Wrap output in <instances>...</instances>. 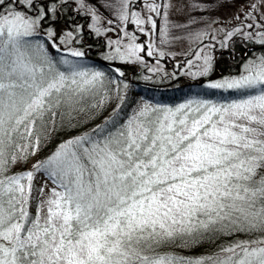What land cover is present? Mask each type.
<instances>
[{
    "label": "snow or ice",
    "instance_id": "snow-or-ice-1",
    "mask_svg": "<svg viewBox=\"0 0 264 264\" xmlns=\"http://www.w3.org/2000/svg\"><path fill=\"white\" fill-rule=\"evenodd\" d=\"M117 3L121 22L131 18L140 32L145 24L156 29L152 15L129 11L130 0ZM37 4V14L29 15ZM146 7L163 15L160 34L167 37L170 5L148 0ZM56 9V0L51 7L48 0H0V264H264V55L249 60L239 76L206 85L235 91L237 99L142 102L126 113L118 84L68 58L83 57L82 51L66 49L57 60L32 39ZM93 19L99 23L94 12ZM254 27L262 31H244ZM236 33L264 45V24L242 23L225 39ZM45 35L60 53L55 31ZM124 35L123 48L110 42L116 45L111 58L142 62L145 46ZM190 35L199 40L207 33ZM153 48L148 45V56ZM194 56L202 63L189 60L197 71L188 74L207 76L213 58L203 48ZM113 99L116 106L101 123L63 140L31 168L13 171L39 153L42 131L58 119L61 125L74 114L95 119ZM237 234L250 238L209 255L157 251Z\"/></svg>",
    "mask_w": 264,
    "mask_h": 264
},
{
    "label": "rangeland",
    "instance_id": "rangeland-1",
    "mask_svg": "<svg viewBox=\"0 0 264 264\" xmlns=\"http://www.w3.org/2000/svg\"><path fill=\"white\" fill-rule=\"evenodd\" d=\"M147 2L148 0H130L129 11L141 13L142 18L152 15L156 20V29H152L150 24H145L142 25L145 28V32H140V26L132 23L131 18L127 22H121L117 15V8L119 7L117 0H83V4L82 0H56L57 9L60 10L62 6L69 7V21L66 24L59 20L50 23L44 19L39 25L35 36L44 35L46 37L45 34L50 29L54 30L56 35L52 40L60 45L62 51L74 49L84 53L87 46L83 45V43L81 44L83 40L81 34L84 33L85 37L88 34H92L97 38L100 37L104 42L106 49L104 52L106 53L101 56L102 60L116 64L130 62L142 65L143 62L137 61L135 58L125 61L119 58H111L114 55L116 45L110 42L119 40L120 46L123 48L129 42L128 37L124 35L127 32L136 36V43L145 46V51L141 53L144 59L148 57L154 58L156 62L165 63V67H168L173 62L177 64L179 60L182 61L184 56L190 55L193 50L197 52L200 48H203L205 53L211 57L219 53H225L229 57H234V54H231V52L220 51V48H224L222 45L225 44L223 43L228 40L225 39L226 33L234 31L237 27H241L242 23L245 25L248 23L264 24V19H262L264 17V0H197L199 7L196 8L192 7V0H156L157 3H167L170 5L167 9V20L170 25L169 35L162 37L160 29L164 26L165 18L163 15L156 16L150 13L146 7ZM110 4L115 5V7H109L108 5ZM253 4L256 5L255 9L252 8ZM39 6L37 4L29 12V15L35 16L37 14L36 8H39ZM93 12L100 18L99 23L93 19ZM53 14L51 13L52 17ZM74 14H77V17H74ZM78 15L81 17V20H78ZM73 19H75V22ZM191 21H195V23H191ZM172 24L185 25V27L173 28L171 27ZM96 28L100 29L99 33L96 31ZM244 31H252L255 34L262 31V29L259 27H254L251 30L244 28ZM101 32L105 33L102 34ZM196 32L207 33V35L197 40L190 35V33ZM68 33H71V35L69 36ZM238 35L244 36L242 33H238ZM212 37H215V39H212ZM254 38L259 40V37H255V35ZM149 44L154 46L153 56L147 55ZM161 52L164 53L163 56L160 55ZM194 54L187 61H184L188 63L189 60H193L194 64L202 63V61L195 60ZM188 67L182 73L192 76L188 73L197 71V68L190 67L189 65ZM243 71L244 67L240 74ZM118 73L120 75V69ZM38 159H40L39 153L28 160L24 169L31 168L32 164ZM43 179V177L40 178L37 182L38 185L43 182Z\"/></svg>",
    "mask_w": 264,
    "mask_h": 264
},
{
    "label": "trees",
    "instance_id": "trees-1",
    "mask_svg": "<svg viewBox=\"0 0 264 264\" xmlns=\"http://www.w3.org/2000/svg\"><path fill=\"white\" fill-rule=\"evenodd\" d=\"M49 6H51L50 0H48ZM68 6H62L51 13L46 22H54L56 20L67 23L69 21ZM102 34L105 32H101ZM83 40L81 44L87 46V50L84 52V56L75 58L69 56V59H79L84 66L103 71L108 80H111L115 84H118L121 88V94L125 95L124 112H131L139 103L149 102L152 104H165L174 106L176 104L185 102L190 98H206L217 101L230 100L239 98V93L235 91H223L213 90L206 87L209 81H215L223 78H230L239 76L244 65L249 61L256 59L257 57L264 55V45L260 44L256 38L249 39L245 36L234 34L229 38L224 48H220V51H228L234 54V57H229L227 54H217L212 58V71L207 76L192 77L182 73L188 67L186 63L196 52L190 55H186L182 58V61H178L177 64L173 62L168 67H165V63L155 61L154 58L143 59V64L124 62L116 64L107 62L101 59V56L105 54V45L100 37H95L92 34H81ZM90 36V37H89ZM33 40H39L43 42L49 54L59 60L60 56L67 55L65 51L58 53L56 49L52 48L51 41L44 35L33 36ZM80 44V45H81ZM254 46V47H252ZM247 47H252L247 49ZM192 59V58H191ZM194 59V58H193ZM186 60V61H184ZM120 69L123 75H119L116 69ZM168 70H167V69ZM150 69H158L150 71ZM189 69V67H188ZM127 88L124 89V85ZM95 101L89 100L88 103H94ZM117 101H113L107 106V108L95 119H88V116L92 113L79 114L72 120L71 124L67 121L61 125L59 119L55 127L50 126L48 130L42 131L44 136L42 147L39 151V158L43 159L49 155L56 146L63 140L70 136L78 135L82 132H86L96 124L103 121L105 117H108L112 113V109L116 106ZM105 116V117H103ZM26 163H21L13 168V171L18 172L24 169ZM34 210V209H33ZM249 236L244 234H237L233 236L225 235L223 237H216L213 240H204L199 244L191 246H183L182 243H170L164 247L158 248L160 252H174L181 256L194 257L209 255L218 250V246L225 245L231 240H244L249 239Z\"/></svg>",
    "mask_w": 264,
    "mask_h": 264
},
{
    "label": "flooded vegetation",
    "instance_id": "flooded-vegetation-1",
    "mask_svg": "<svg viewBox=\"0 0 264 264\" xmlns=\"http://www.w3.org/2000/svg\"><path fill=\"white\" fill-rule=\"evenodd\" d=\"M74 17H77V14H74ZM80 18L81 17L78 15V20H81ZM73 21H75V19H73Z\"/></svg>",
    "mask_w": 264,
    "mask_h": 264
}]
</instances>
